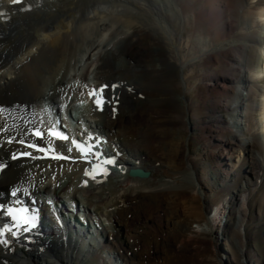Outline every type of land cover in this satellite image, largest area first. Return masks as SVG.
Segmentation results:
<instances>
[{
	"label": "bare ground",
	"instance_id": "6f19581e",
	"mask_svg": "<svg viewBox=\"0 0 264 264\" xmlns=\"http://www.w3.org/2000/svg\"><path fill=\"white\" fill-rule=\"evenodd\" d=\"M10 4L0 0V205L17 199L14 189L27 198H42L43 189L58 203L81 199L104 244L90 241L84 251L47 209L45 238L29 246L0 238V264H146L125 238L136 242L140 226L144 235L163 222L174 241L165 264H183V248L194 261L221 263L211 257L224 253L234 264H264V0ZM80 61L85 69L75 77ZM78 78L87 88L67 85ZM104 85L103 113L90 106L103 119L85 131L103 134L111 153H124L123 168L147 177L118 172L92 181L82 164L13 161L21 148L8 140L41 123L42 102L89 100L88 90Z\"/></svg>",
	"mask_w": 264,
	"mask_h": 264
},
{
	"label": "rangeland",
	"instance_id": "374dc122",
	"mask_svg": "<svg viewBox=\"0 0 264 264\" xmlns=\"http://www.w3.org/2000/svg\"><path fill=\"white\" fill-rule=\"evenodd\" d=\"M177 7V6H176ZM164 10H167L166 8H164ZM168 11V10H167ZM171 12V11H170ZM139 50L142 52V50H144V52L147 50V47L146 46H139ZM83 62V64H82ZM199 65V66H197ZM82 66V67H81ZM196 67V75H199L200 72V64H193L192 65V70L195 69ZM83 68V69H82ZM76 69V70H75ZM75 69L73 71V74L76 75L75 77L77 76H80L83 72V70L85 69L84 68V61H80L76 66H75ZM93 69V68H92ZM76 71V72H75ZM178 75H180V71L178 73ZM90 77H93L92 74H91V71H90ZM77 83H75L76 85ZM60 100V99H59ZM84 104L86 105V103L84 102ZM88 105V104H87ZM86 111H89V107L86 106ZM95 119V118H93ZM97 120H101L103 119V117H97L96 118ZM194 180H195V183L197 182V180L195 179V177L193 176ZM118 179L116 178L115 181H117ZM63 202H67L68 203V200L67 198H65V196H62V200ZM84 202V201H83ZM86 203V202H85ZM84 204V203H82ZM91 213L93 214L94 213V209H91ZM108 213V212H107ZM159 214V213H158ZM107 216V215H105ZM144 217H147V215L143 214ZM147 219V218H146ZM93 220L95 222V225L93 224V222H91V228L90 230L93 231V230H96L97 232V235L94 237L92 235H89V236H85V237H82V242L80 244H82V249H83V244H86L88 241H95L94 243H98L100 242L101 244L104 242L103 239L101 238L100 236V233L98 232V229H100L101 226H98L96 224V220H95V217L93 216ZM148 220V219H147ZM149 220H151L149 218ZM103 222V220H102ZM142 222L144 221H140L139 223L142 224ZM136 224V223H135ZM150 224V223H149ZM153 224V223H152ZM256 224H259V222H256ZM119 225V224H118ZM155 223L150 226H148L150 229L148 230V232H145L144 235H141L143 234V228H141V226L139 227V231H141L140 235L138 236L137 239H140V237L142 236V238L138 241H132L131 240V237H129L128 239L125 238V240H128L129 244H131L129 246V250L134 247L135 249V252L138 253L137 255L134 256L135 259H137V256L139 257L140 256V253L142 254V256H145L148 258V263H147V260H145V263L146 264H165V260L167 259L168 257V253L166 250H167V247L171 245H174V241H173V237L170 236V230H168V232L166 230L163 229L166 228L167 226H165V222L162 223V225L160 227H156L155 228ZM191 226H194L195 229H197V226L196 224H192ZM153 228V229H152ZM119 231V229H117ZM161 230V231H160ZM125 232H127V229H125ZM128 233V232H127ZM140 244V246H138V244ZM134 244H137V246L135 247ZM150 245L149 247H147L146 245ZM257 249H260V246H256ZM108 249V248H107ZM141 249L143 250V253L141 251ZM87 251L88 250V244L87 246L84 248V251ZM109 250V249H108ZM166 251V252H165ZM171 252V251H170ZM179 252L181 254V256L184 257V259L182 260L183 261V264H234L229 255H226L224 253H217L214 255H212L211 258H214L216 259L217 261H221V263H217L216 261L215 262H212L211 259L207 260L206 258H204V260H202L201 258H197L196 257V260L194 261V255L195 253H192L189 251H187L186 249L183 248V250L179 249ZM125 253V252H124ZM191 254H194V255H191ZM104 256H107L108 257V252L106 254H104ZM130 256V255H129ZM180 256V255H179ZM214 256V257H213ZM100 257V256H99ZM218 257V258H217ZM128 258H133V256L131 255L130 257ZM262 258L264 259V256H262ZM146 259V258H145ZM158 259V260H157ZM201 259V260H200ZM230 260V261H229ZM132 262V261H131ZM101 262L97 261L96 264H100ZM133 264H136V262H132ZM178 263L181 264V261L178 260ZM111 264H123L121 263V261H115V259H112V262Z\"/></svg>",
	"mask_w": 264,
	"mask_h": 264
},
{
	"label": "snow or ice",
	"instance_id": "6c2138e0",
	"mask_svg": "<svg viewBox=\"0 0 264 264\" xmlns=\"http://www.w3.org/2000/svg\"><path fill=\"white\" fill-rule=\"evenodd\" d=\"M13 5L21 4L22 0H11ZM6 15L4 13H0V20H5ZM87 88V85L84 86ZM107 85L102 86L100 89H89L87 92L88 98L92 100L96 110L98 111H103V103L104 102H109V101H102L101 95L104 89L107 88ZM113 88H115V85H113ZM84 93L81 92V96H83ZM81 104L83 101H79ZM63 107V106H62ZM115 112V109L113 110ZM57 124H59V120L57 121ZM2 131V130H0ZM29 135L39 137L41 139L44 138L45 133L41 132L39 129H32L29 133ZM47 135L53 138H58L60 140L67 141L69 140V136L65 131H62L59 128H49L47 131ZM83 135V134H82ZM9 143L15 142L20 145H22L25 148H34L37 151L44 152L45 149L42 147H39L38 145L27 143L23 138L16 139L13 137H10L8 140ZM103 140L102 138L93 135L89 133L86 137H83L81 140H77L75 138H72L71 144L72 146L76 149L77 152H79V157H72L71 152L73 150V147L68 148V153L69 155L67 157L63 156L62 154H56L55 158L58 159H69V160H74V159H83L86 163L90 164L92 166V171L90 172L88 169L85 170L84 175L86 177H90L91 179L95 180L97 179V176H103L106 174L104 171H96V169L100 165L104 166H115V157H108L105 156L103 153ZM18 156L23 157V156H31V153L27 151H20L17 153H13L12 159L15 160L18 158ZM35 158V157H33ZM5 165L0 164V171L4 169ZM95 172V175L92 173ZM84 184H87V180L84 181ZM23 190L21 189H14L10 195L13 197L17 198V202H19V195H23ZM0 210H5L8 212H11V209H5L3 205H0ZM25 231H27V225L25 226ZM0 243H6V241H0Z\"/></svg>",
	"mask_w": 264,
	"mask_h": 264
},
{
	"label": "water",
	"instance_id": "95a60500",
	"mask_svg": "<svg viewBox=\"0 0 264 264\" xmlns=\"http://www.w3.org/2000/svg\"><path fill=\"white\" fill-rule=\"evenodd\" d=\"M130 175L139 176V177H147L149 173H144L142 170H131Z\"/></svg>",
	"mask_w": 264,
	"mask_h": 264
}]
</instances>
